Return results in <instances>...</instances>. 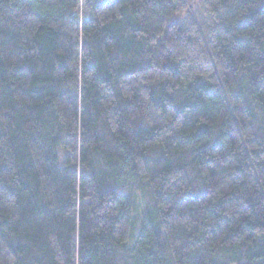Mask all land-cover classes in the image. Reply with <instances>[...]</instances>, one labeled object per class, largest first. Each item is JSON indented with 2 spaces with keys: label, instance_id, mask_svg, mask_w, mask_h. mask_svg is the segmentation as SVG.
Segmentation results:
<instances>
[{
  "label": "trees",
  "instance_id": "obj_1",
  "mask_svg": "<svg viewBox=\"0 0 264 264\" xmlns=\"http://www.w3.org/2000/svg\"><path fill=\"white\" fill-rule=\"evenodd\" d=\"M0 264H264V0H0Z\"/></svg>",
  "mask_w": 264,
  "mask_h": 264
}]
</instances>
